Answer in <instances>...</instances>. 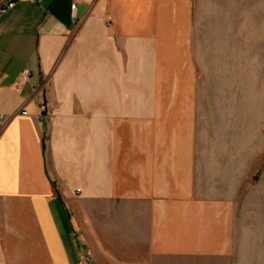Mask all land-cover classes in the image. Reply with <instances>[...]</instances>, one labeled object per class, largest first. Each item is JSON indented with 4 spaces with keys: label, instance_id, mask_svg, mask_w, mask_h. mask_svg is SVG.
Returning a JSON list of instances; mask_svg holds the SVG:
<instances>
[{
    "label": "crops",
    "instance_id": "0c3cea01",
    "mask_svg": "<svg viewBox=\"0 0 264 264\" xmlns=\"http://www.w3.org/2000/svg\"><path fill=\"white\" fill-rule=\"evenodd\" d=\"M258 50L264 0H0V264H264Z\"/></svg>",
    "mask_w": 264,
    "mask_h": 264
},
{
    "label": "built area",
    "instance_id": "2783aa9c",
    "mask_svg": "<svg viewBox=\"0 0 264 264\" xmlns=\"http://www.w3.org/2000/svg\"><path fill=\"white\" fill-rule=\"evenodd\" d=\"M7 7L11 6V3H7L6 4ZM74 7V4H71L70 5V8L73 9ZM28 75H29V72L27 70H23L20 74V76L15 80V82L13 83V89L14 91H17L21 86L22 84L27 80L28 78ZM22 113H25L24 111ZM80 259L82 262H85L87 261V257L85 255H80Z\"/></svg>",
    "mask_w": 264,
    "mask_h": 264
},
{
    "label": "rangeland",
    "instance_id": "374dc122",
    "mask_svg": "<svg viewBox=\"0 0 264 264\" xmlns=\"http://www.w3.org/2000/svg\"><path fill=\"white\" fill-rule=\"evenodd\" d=\"M259 53H261L259 50H258V57H257V59H258V61H260V60H264V53H262V55H259ZM259 68L261 69V70H259ZM257 71H258V73L259 72H262L263 74H264V63L262 64V65H258L257 66ZM260 75H258V77H259ZM258 91L259 92H262V97L264 96V79L263 80H261V81H258ZM83 255H85L86 257H88L87 256V253L86 252H83L82 253ZM82 254H80V255H82ZM80 255H79V258H80ZM81 260V259H80ZM86 262V261H85Z\"/></svg>",
    "mask_w": 264,
    "mask_h": 264
}]
</instances>
